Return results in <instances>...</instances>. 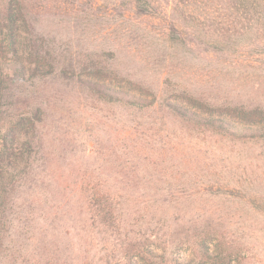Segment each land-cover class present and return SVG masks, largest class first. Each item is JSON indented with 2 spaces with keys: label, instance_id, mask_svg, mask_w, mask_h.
<instances>
[{
  "label": "trees",
  "instance_id": "16d2710c",
  "mask_svg": "<svg viewBox=\"0 0 264 264\" xmlns=\"http://www.w3.org/2000/svg\"><path fill=\"white\" fill-rule=\"evenodd\" d=\"M263 157L264 0H0V264H264Z\"/></svg>",
  "mask_w": 264,
  "mask_h": 264
},
{
  "label": "rangeland",
  "instance_id": "374dc122",
  "mask_svg": "<svg viewBox=\"0 0 264 264\" xmlns=\"http://www.w3.org/2000/svg\"><path fill=\"white\" fill-rule=\"evenodd\" d=\"M224 78L228 79L229 84H230V85H228V87L229 88H233L232 91H233V94H235V95H237L240 90L245 92L246 89L249 88V85L246 84L245 81L242 80L241 78H239L237 76V74H235V73H231V74H227L225 76H221L220 80H223ZM108 107H111V105H109ZM115 109H117V106H115ZM163 127L166 128V132L170 131V132L173 133V135L169 138V140H170V142L172 144L176 143L177 137L181 138V139H187V138H189V135L191 134L190 133V129L188 127L187 128L186 127L182 128V121L180 119H178L177 117H174V116L173 117H171V116L167 117L166 121H164V123H163ZM104 128L105 127H100V126H98L96 128H93L89 124L88 128L85 125V126H83V128L80 127V130H84V134L86 135V137H88L89 141H90V139H91V141H93L96 138L94 136V134L99 135L100 139H101V142H102V144H100V145L103 147V149L105 151H107L112 146V139H111L112 136H111V132L108 131L110 129L109 126L108 125L106 126L105 131H104ZM166 132H165V134H166ZM89 145H90V148H91L93 145L95 146V143L94 142H90ZM241 149H245V147H241ZM222 152H224V151H222ZM217 154H219V153H217ZM241 154L243 156V160L241 158H239V157H237V160H241L242 162L243 161L246 162L245 160L246 159L248 160L249 156L251 155L249 150H247V151H245V152H243ZM95 156H96L95 149H91L88 152V154H87V161L89 160V162H88V165H89L88 166L89 167L88 170L89 171H91L93 169L95 170L96 169L95 166L99 164L96 161ZM217 156L219 157L220 155H217ZM165 158L166 159L164 160V166L170 167V166H173V165L177 166L179 164V158L174 156L172 152L167 151V153L165 155ZM259 165H260V167L258 169L250 167V168H247L246 172H248L250 174L253 171V169H254L255 172H260L261 173L262 180H261V183H259L256 186V189L258 191H260V193H263V198H261L262 200H260L259 204L263 205V207H264V157L260 158ZM193 167H194V165L192 166V164H191L189 169L186 170L184 168L183 171L185 170V171L188 172L185 175H187L188 177H192L191 175H193ZM102 171L106 172V173L110 172V165L106 164V161H105V164L102 166ZM189 173L191 175H188ZM210 174L211 175L214 174L213 170L211 172L209 171L208 174H206V175H210ZM206 175L204 177H206ZM171 176L173 177V180H175V179L179 180L176 177V170L173 173H170V174L167 175L168 178L171 177ZM185 178H186V176H185ZM190 179L191 180H188V181H190V182L193 181L192 178H190ZM203 179H205V178H203ZM109 184L116 185V183H109ZM250 187H254V185H252ZM217 201L220 202V200H217ZM244 201H246V199ZM237 204H240L241 206L245 205V204H241V203H237L236 202L235 205H237ZM258 216H259V219H263V217H264V215H261V214H259Z\"/></svg>",
  "mask_w": 264,
  "mask_h": 264
}]
</instances>
